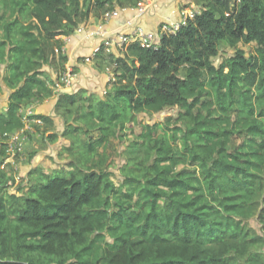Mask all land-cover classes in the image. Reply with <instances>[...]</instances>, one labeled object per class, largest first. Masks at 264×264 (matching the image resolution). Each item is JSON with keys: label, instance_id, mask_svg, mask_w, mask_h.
I'll list each match as a JSON object with an SVG mask.
<instances>
[{"label": "trees", "instance_id": "obj_1", "mask_svg": "<svg viewBox=\"0 0 264 264\" xmlns=\"http://www.w3.org/2000/svg\"><path fill=\"white\" fill-rule=\"evenodd\" d=\"M191 2L199 13L157 46L107 54L114 80L104 97L80 89L55 104L68 113L86 102L82 117L100 130L82 145L87 162L140 113L177 107L176 118L141 127L118 183L93 158L40 172L20 195L5 192L0 172V264H264V0ZM139 4L0 0V79L10 90L0 132L24 126L26 102L54 95L43 66L64 68L61 37L89 16ZM223 47L233 53L215 65Z\"/></svg>", "mask_w": 264, "mask_h": 264}, {"label": "rangeland", "instance_id": "obj_2", "mask_svg": "<svg viewBox=\"0 0 264 264\" xmlns=\"http://www.w3.org/2000/svg\"><path fill=\"white\" fill-rule=\"evenodd\" d=\"M137 7L143 8L142 4H139ZM185 7H191V4ZM196 8L199 9V7ZM110 11H112V9L108 12ZM106 13L107 12L102 14L101 19H104V15ZM78 28L79 25L72 34L77 33L76 30ZM88 33L89 32H87V34ZM69 36L70 35L61 37V50L64 55L65 51L63 46L65 44L66 38ZM254 45V43H239L237 47L242 48L248 54L254 50ZM124 53L125 51L118 50L114 55L122 56ZM232 53L233 48L223 47L220 50V53L213 58L214 64L218 65L225 55L228 56ZM103 55L105 58L101 56L94 58L96 60L94 66H97L99 69H101L100 71L104 70V72L107 74L108 80L109 73H112V78L114 77V64L111 63L110 57H107V54ZM56 61L54 60L52 63L53 66L44 65L43 69H46L47 73H50V75L51 72H53L55 75L60 74L59 72H62L66 65H64V68L60 70L59 63ZM110 82L107 81L104 88L101 87V89H99L100 84H97L92 90H89L87 87H81L77 88V90L74 92L66 90V93H75L81 89L84 91L82 93L84 97H87L92 93L95 96L102 98L105 96V92L110 86ZM95 89H98V92L94 91ZM8 90L9 89L2 83L0 79V113L6 112V99L10 92V90ZM53 91V96L44 99L29 100L21 108L20 113L24 121V126L11 132L21 131V134L26 137V140L23 144V152L15 154L11 152L10 154V152L5 150L7 149V145L5 143H0V151L4 150V155L0 156V172L3 173V179L6 180L5 182L7 186L5 192L20 195L27 190V186L29 184L34 182L36 176H38L40 172L51 173L56 169L69 168L71 163H75L81 167L85 165L88 166L90 162H92V158L93 161L103 160V163L105 164L104 167H106V169L111 172V179L115 183H118L122 179L120 167L126 160V151L129 147L128 145L141 131V127L147 123L152 124L158 121L162 122L166 117L169 116L176 118L178 111L177 107H171L165 108L163 111L154 114H138L136 116V121L133 123H127L124 129L117 128L116 136H110L104 144L99 145L95 151V155L91 156L90 160L87 162L85 156H81L82 145L84 142L95 141L100 135V130L95 126L94 123H92V121L86 122L83 119L82 114L86 110V102L84 103L81 100L76 101L69 107V112L65 113L66 109L64 106L55 107L57 102V92L56 86L54 85ZM45 101L49 103V109L51 107V111L53 112V116L47 115L53 120L51 126L43 123L36 117V115H38L36 106ZM79 106L80 108L78 109ZM67 128L68 130H72L65 133ZM51 133L56 134V138L54 140L49 138V134ZM9 157H13L15 163L18 161L21 163L14 167V163L10 161L7 162ZM248 224L253 227L257 233L261 234L260 225L256 218L248 220ZM260 251L264 253V246L260 248Z\"/></svg>", "mask_w": 264, "mask_h": 264}, {"label": "crops", "instance_id": "obj_3", "mask_svg": "<svg viewBox=\"0 0 264 264\" xmlns=\"http://www.w3.org/2000/svg\"><path fill=\"white\" fill-rule=\"evenodd\" d=\"M187 3L188 0H141L144 8V12L141 14L137 13L138 7H134L126 8L119 12L116 17H110L107 20L89 16L87 20L79 24V27L83 29L82 32L76 31L77 33L66 38L63 46L67 57L65 65L72 67L75 79L72 88H62L57 94L66 92V90L74 92L77 88L81 87H87L89 90H92L97 84H100L99 89L101 87L104 88L107 83V74L104 70L100 71L101 69L94 66L96 61L94 58L96 57L92 56L93 48L99 44L101 34L121 30L128 31L129 26L132 24L156 33L159 30L160 24L166 21H178L180 10ZM190 4L191 6L198 7L192 2ZM87 32H94V34L93 36H89ZM44 70L46 71V69ZM56 76L51 72L50 77L53 80H55ZM94 91L98 92V89ZM36 111L38 114L53 116V112L51 111V107L49 109L47 101L38 104ZM9 161L14 163V167L21 163L20 161H16L17 163H15L13 157H9L7 162Z\"/></svg>", "mask_w": 264, "mask_h": 264}, {"label": "built area", "instance_id": "obj_4", "mask_svg": "<svg viewBox=\"0 0 264 264\" xmlns=\"http://www.w3.org/2000/svg\"><path fill=\"white\" fill-rule=\"evenodd\" d=\"M124 9L126 8H115L112 11L107 12L104 15V20H107L110 17H116L119 12ZM143 12V8H137L138 14H141ZM198 13L199 9L194 6L181 8L179 20L174 22L166 21L165 23L160 24L159 30L156 33L147 31L138 25L132 24L129 26L128 31L121 30L110 32L107 34H101L102 36L99 39V44L93 48L92 56H95L97 53H99V51H103L104 54L114 55L118 50L124 51L125 48L133 42H138L147 47L157 46L160 43V39L163 34H174L181 26L186 25L187 21L194 18ZM76 31L82 32L83 29L79 27ZM88 34L89 36H93L94 32H90ZM111 74L112 73H109L108 75V82L114 80V77L112 78ZM74 79L75 77L72 67L70 65L65 66L64 70L60 74H58V76L54 80L56 92H60L62 88H72ZM25 140L26 137L21 134V131L3 133L0 132V143H5L7 145V149L5 150L10 152V154L11 152L13 154L23 152V144Z\"/></svg>", "mask_w": 264, "mask_h": 264}]
</instances>
